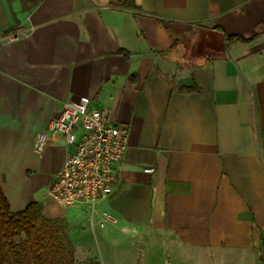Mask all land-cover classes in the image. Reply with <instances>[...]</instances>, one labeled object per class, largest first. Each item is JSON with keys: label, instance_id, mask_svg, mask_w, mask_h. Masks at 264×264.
Wrapping results in <instances>:
<instances>
[{"label": "crops", "instance_id": "obj_1", "mask_svg": "<svg viewBox=\"0 0 264 264\" xmlns=\"http://www.w3.org/2000/svg\"><path fill=\"white\" fill-rule=\"evenodd\" d=\"M134 2L0 0V37L18 35L0 43L10 212L35 204L62 225L74 264H264V0ZM196 28L189 65L181 40ZM223 34L253 40L224 49ZM80 98L128 143L109 197L63 207L46 190L72 148L60 134L35 144Z\"/></svg>", "mask_w": 264, "mask_h": 264}, {"label": "built area", "instance_id": "obj_2", "mask_svg": "<svg viewBox=\"0 0 264 264\" xmlns=\"http://www.w3.org/2000/svg\"><path fill=\"white\" fill-rule=\"evenodd\" d=\"M16 39L18 35L9 34L1 36L0 43ZM48 134L62 135L72 149L48 186L47 197L63 207L82 202L94 205L109 197L127 148V128L112 123L106 111L93 107L89 99L80 98L65 103L61 114L48 123L35 144L37 152L42 151ZM103 215L115 221L108 213Z\"/></svg>", "mask_w": 264, "mask_h": 264}, {"label": "trees", "instance_id": "obj_3", "mask_svg": "<svg viewBox=\"0 0 264 264\" xmlns=\"http://www.w3.org/2000/svg\"><path fill=\"white\" fill-rule=\"evenodd\" d=\"M109 5L140 10L134 0H109ZM223 37L224 49L234 42L248 44L253 40L236 35L223 34ZM118 53L129 59L128 51L119 49ZM178 90L197 91L194 85ZM0 264H74L73 247L67 239L65 228L56 222L43 220L35 204H30L21 213L12 214L1 189Z\"/></svg>", "mask_w": 264, "mask_h": 264}, {"label": "rangeland", "instance_id": "obj_4", "mask_svg": "<svg viewBox=\"0 0 264 264\" xmlns=\"http://www.w3.org/2000/svg\"><path fill=\"white\" fill-rule=\"evenodd\" d=\"M200 31L201 30L196 28L190 37L181 40L185 50L182 52V55L185 53L186 57H188V62L186 64H193L196 61V58L202 53L200 43L203 41V35L199 33Z\"/></svg>", "mask_w": 264, "mask_h": 264}]
</instances>
